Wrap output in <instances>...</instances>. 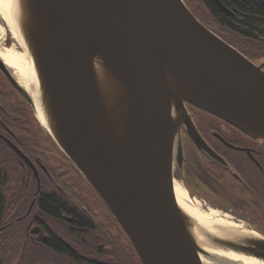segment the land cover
I'll return each instance as SVG.
<instances>
[{"label":"water","instance_id":"95a60500","mask_svg":"<svg viewBox=\"0 0 264 264\" xmlns=\"http://www.w3.org/2000/svg\"><path fill=\"white\" fill-rule=\"evenodd\" d=\"M14 2L39 97L1 58L0 65L119 222L141 264H204L212 249L264 261V234L212 232L174 191L185 159L182 126L223 160L203 141L186 103L264 145V61L225 41L184 0Z\"/></svg>","mask_w":264,"mask_h":264},{"label":"flooded vegetation","instance_id":"af4514ba","mask_svg":"<svg viewBox=\"0 0 264 264\" xmlns=\"http://www.w3.org/2000/svg\"><path fill=\"white\" fill-rule=\"evenodd\" d=\"M213 1L217 11L207 0H195V8L210 17V12L216 11L215 24L220 30L244 28L240 21L235 19L228 23L220 16L238 13L237 6L245 0ZM184 2L211 29L194 6L187 0ZM2 26L5 36L0 41V47L10 48L14 43L11 31L5 22ZM236 33L226 35L239 41ZM218 35L230 43L227 36ZM234 47L245 54L237 46ZM259 55L264 56L262 53ZM1 61L11 70L2 58ZM186 106L203 141L223 160L220 162L200 149L182 126L185 159L183 169L175 170L177 181L183 183L192 197L209 202L213 201L202 191L217 188L231 201L230 205H219L227 206L238 217L258 222L257 227L264 234V145L224 119L189 103ZM15 158L19 166H16ZM15 171L28 173L29 178L21 174L19 178L22 179L14 181ZM0 173L9 178L0 181V197L3 200L0 251L12 254L11 264L104 263L111 260V251L118 243L112 241L111 228L119 233L126 245L123 247L125 252L129 250V255L133 257V245L119 222L83 173L43 129L30 103L13 85L1 65ZM52 196L62 197L74 213L69 216L43 209L42 200ZM79 214L88 220L90 227L74 219ZM60 245L66 247L68 254H63Z\"/></svg>","mask_w":264,"mask_h":264},{"label":"bare ground","instance_id":"6f19581e","mask_svg":"<svg viewBox=\"0 0 264 264\" xmlns=\"http://www.w3.org/2000/svg\"><path fill=\"white\" fill-rule=\"evenodd\" d=\"M15 0H0L1 18L11 31L14 43L10 48L0 47V57L11 68L14 75L29 90L33 96L39 97L38 79L35 74L34 65L30 54L27 50L22 35L20 34L18 24L16 22L17 9L15 8ZM5 30L0 21V41L5 36ZM42 119V113L38 110ZM174 191L177 202L180 206L195 218L201 225L208 230L223 234V229H241L246 228L242 222H235L230 219L229 215H222L219 211L211 210L210 212L202 208L199 201L194 199L188 193L186 187L180 181L174 182ZM213 254L211 257L202 256L204 264H264V261L256 258L238 254L231 251L220 249L210 250Z\"/></svg>","mask_w":264,"mask_h":264},{"label":"trees","instance_id":"16d2710c","mask_svg":"<svg viewBox=\"0 0 264 264\" xmlns=\"http://www.w3.org/2000/svg\"><path fill=\"white\" fill-rule=\"evenodd\" d=\"M207 1L209 5L213 6L214 10L216 11L218 10L213 0H207ZM237 7L239 11L238 13H234L233 15L221 14L220 17L223 18L224 21L228 23L236 19L244 24V28H240L238 30H231V29L220 30V29L214 28L216 26L215 24L216 11H211L210 19H212L211 20L212 23L215 24V26H213V24L210 23V26L212 25L211 29L217 34L222 35L223 37H226L227 36L226 34H232L233 32L237 31L238 33L236 34L237 36L240 37L239 41L242 44L237 45L234 41L231 40L230 37L227 36L228 41L234 46H237L248 57L255 60L256 58L261 57L259 55L260 53L264 54V0H245V1H242V4H239ZM243 44L248 45L250 49L246 48ZM254 53L258 55H255ZM15 164L16 166L20 165L18 163L17 158H15ZM21 174L27 175V179L29 178L28 173H25L23 171H15L13 173V180L20 181L22 179V178H19ZM7 179L9 180V178L5 176V174L0 173V181H5ZM196 191H199V190L197 189ZM202 194L205 195L207 198H209L211 201L215 202L216 204H224V203L229 204V205L231 204L230 198L224 195L223 193H221L215 187L202 191ZM41 205H42V208L48 211L49 213L60 214L62 212L65 215H69V216L72 215V213H74V211H72L70 208L71 206L62 197L60 198V196H54V197L52 196L50 198L45 197L42 200ZM2 208H3V200L0 197V213L2 212ZM81 216L82 215L79 214L78 216L74 217V219H76V221L78 222L82 221L85 227H88L89 226L88 220ZM60 247H62L63 254H68V251L64 245H60ZM132 248L134 251L133 257H131L133 262H130L127 264H141L134 247ZM10 255L12 254H10L9 252L0 251V261H1L0 264H11ZM99 257L104 259L101 256ZM99 257L96 256V258H99ZM94 264H122V263H119L115 258H113V256H111V260L109 261H106L104 263L95 262Z\"/></svg>","mask_w":264,"mask_h":264},{"label":"rangeland","instance_id":"374dc122","mask_svg":"<svg viewBox=\"0 0 264 264\" xmlns=\"http://www.w3.org/2000/svg\"><path fill=\"white\" fill-rule=\"evenodd\" d=\"M191 5L194 6V10L197 11L198 15L201 17V19H203L205 21V23H212V19H210V16L208 13H203L199 10V8H195V6H197V2H195V0H187ZM213 26H215L214 23H212ZM212 26V25H211ZM216 29H219L217 28L216 26L214 27ZM228 37L231 38L232 41H234L237 45L238 44H242L240 41L238 40H234L232 39V37L230 35H228ZM246 48H249L250 47L246 44H243ZM248 49V50H249ZM255 61L257 63H260L262 61H264V56H261L260 58H256ZM195 201V200H194ZM213 204H215L216 206H214L213 204L211 203H201V206L203 209H205L206 211L210 212L211 210H215V211H219V213L222 215V217L224 215H229L230 219H232V221H235L237 223L239 222H242L243 225L248 228V229H251V230H255L259 233H262V231L257 227L258 225V222H255L254 220H248L246 218H243V217H238V215L234 214L233 212L230 211V208H226V207H222L220 206L219 204H216L215 202H212ZM219 205V206H217ZM229 207V206H228ZM112 230V233H111V237H112V241H115V242H118L117 245H114V249L113 251H111V256H113V258H115L119 263H122V264H127V263H130V262H133V260L131 259V255H129V250L125 252V248H123L124 246H126L123 242V240L121 239L120 235L118 232L115 231V228H111ZM263 234V233H262ZM115 244V243H113Z\"/></svg>","mask_w":264,"mask_h":264},{"label":"built area","instance_id":"2783aa9c","mask_svg":"<svg viewBox=\"0 0 264 264\" xmlns=\"http://www.w3.org/2000/svg\"><path fill=\"white\" fill-rule=\"evenodd\" d=\"M231 211V210H230ZM232 212V211H231Z\"/></svg>","mask_w":264,"mask_h":264}]
</instances>
